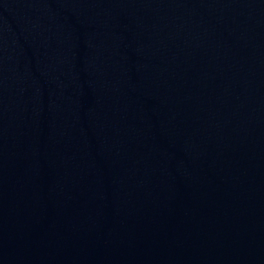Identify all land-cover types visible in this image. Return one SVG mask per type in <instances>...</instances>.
I'll list each match as a JSON object with an SVG mask.
<instances>
[{
  "label": "water",
  "instance_id": "95a60500",
  "mask_svg": "<svg viewBox=\"0 0 264 264\" xmlns=\"http://www.w3.org/2000/svg\"><path fill=\"white\" fill-rule=\"evenodd\" d=\"M0 264H264V0H0Z\"/></svg>",
  "mask_w": 264,
  "mask_h": 264
}]
</instances>
